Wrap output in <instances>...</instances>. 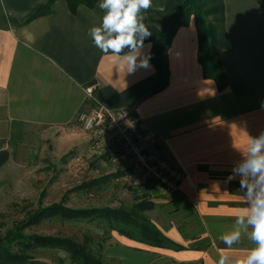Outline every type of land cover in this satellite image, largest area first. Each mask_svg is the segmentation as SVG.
I'll list each match as a JSON object with an SVG mask.
<instances>
[{"label":"crops","instance_id":"0c3cea01","mask_svg":"<svg viewBox=\"0 0 264 264\" xmlns=\"http://www.w3.org/2000/svg\"><path fill=\"white\" fill-rule=\"evenodd\" d=\"M259 1L222 0L228 40L219 53L228 79L222 92L202 76L191 21L175 32L166 53L168 85L152 95L157 75L150 61V67L125 74L110 53L95 47L89 29L102 23L100 0L92 9L78 7L75 14L57 0L50 14L35 18L48 0H0V152L8 154L0 170L11 162L13 139L23 129L61 156L81 153L88 144L78 121L81 114L95 105L130 109L142 130L153 136L151 147L183 172V180L175 193L154 183H128L131 187L117 197L113 184L127 181L122 174L112 176L90 188V207L148 201L152 208L146 216L180 249L148 246L114 231L104 234L93 222L90 235L107 239L103 263L217 264L226 248L219 237L232 229L238 209L247 206L240 177L229 176L242 159L248 136L264 130V11ZM165 2L152 0L148 10H160ZM147 11H142L146 25ZM150 49L144 43L142 56ZM252 246L243 236L229 251L243 256ZM59 256L71 264L67 253Z\"/></svg>","mask_w":264,"mask_h":264},{"label":"trees","instance_id":"16d2710c","mask_svg":"<svg viewBox=\"0 0 264 264\" xmlns=\"http://www.w3.org/2000/svg\"><path fill=\"white\" fill-rule=\"evenodd\" d=\"M57 0L48 2L36 10L31 18L47 15L52 12V6ZM66 3L71 14H75L78 7L92 9L96 0H62ZM264 11V0L259 1ZM147 27L152 35L144 43H150L151 49L147 55L155 69L157 78L151 88L154 95L168 85V69L166 53L175 32L187 26L191 21L197 33V60L202 69L204 79L214 81L217 90L222 92L228 84L219 59V53L228 47V40L224 27V6L222 0H166L160 10H148ZM127 51V49H125ZM8 159L6 152H0V167ZM112 174L95 180H90L87 187L106 183ZM152 208L148 201H135L127 206L121 204L118 208H86L72 210L62 203L51 204L46 208L39 207L28 215L27 221L14 225L3 239H0V264H28L27 252L35 248H49L62 250L69 256L71 264H104L101 251L106 244V238H96L98 243L92 246L93 237L83 235L81 242L61 236L24 235L23 230L42 217L57 216L66 221L96 222L104 230V234L114 231L119 235L157 248L179 250L180 247L168 240L146 216ZM36 264V263H31Z\"/></svg>","mask_w":264,"mask_h":264},{"label":"rangeland","instance_id":"374dc122","mask_svg":"<svg viewBox=\"0 0 264 264\" xmlns=\"http://www.w3.org/2000/svg\"><path fill=\"white\" fill-rule=\"evenodd\" d=\"M26 131L23 129V133L16 134V139H13L12 160L0 170V239L14 225L26 222L28 215L39 207L62 203L72 210L90 208V200L94 198H90V187H87L90 180L102 177L108 171L124 176L126 173L121 167L108 164L105 158L102 160L107 164L106 168H101L97 163L100 159H85L83 154L86 148L81 153L74 151L61 156L53 147L44 145L39 135L32 137ZM128 183L124 180L115 182L114 195L122 197L124 189L131 187L127 186ZM125 200L128 205L131 203L129 199ZM23 234L61 236L81 242L83 235H90V223L66 221L57 216L42 217L37 223L25 228ZM92 237L95 249L98 241L96 237ZM60 252L64 251L31 249L26 254L28 264H67L60 258Z\"/></svg>","mask_w":264,"mask_h":264},{"label":"clouds","instance_id":"9594fccd","mask_svg":"<svg viewBox=\"0 0 264 264\" xmlns=\"http://www.w3.org/2000/svg\"><path fill=\"white\" fill-rule=\"evenodd\" d=\"M98 7L104 13L102 23L89 29L95 47L110 53L115 66L125 74L150 67V56L141 53L145 39L152 35L142 11L152 7V0H100ZM241 155L229 180L240 177L247 206L238 209L232 229L219 237L226 248L217 264H264V130L258 136H248ZM243 236L253 246L245 255L234 257L229 250Z\"/></svg>","mask_w":264,"mask_h":264},{"label":"built area","instance_id":"2783aa9c","mask_svg":"<svg viewBox=\"0 0 264 264\" xmlns=\"http://www.w3.org/2000/svg\"><path fill=\"white\" fill-rule=\"evenodd\" d=\"M91 93L92 87L86 88L88 97ZM78 121L81 131L88 136L85 159L105 158L108 164L126 172L125 179L130 184L154 183L167 192L178 191L183 172L151 147L153 136L142 130L132 110H109L95 105L89 113L81 114Z\"/></svg>","mask_w":264,"mask_h":264}]
</instances>
